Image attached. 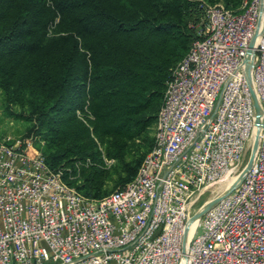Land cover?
<instances>
[{"label":"built area","instance_id":"2783aa9c","mask_svg":"<svg viewBox=\"0 0 264 264\" xmlns=\"http://www.w3.org/2000/svg\"><path fill=\"white\" fill-rule=\"evenodd\" d=\"M195 29L123 186L86 196L0 138V264H264V0L202 3Z\"/></svg>","mask_w":264,"mask_h":264},{"label":"trees","instance_id":"16d2710c","mask_svg":"<svg viewBox=\"0 0 264 264\" xmlns=\"http://www.w3.org/2000/svg\"><path fill=\"white\" fill-rule=\"evenodd\" d=\"M214 2L0 0V91L27 103L37 148L65 182L99 198L130 180L139 158L126 159L128 143L154 121L202 3ZM93 138L116 166L104 165ZM118 167L127 175L107 188Z\"/></svg>","mask_w":264,"mask_h":264},{"label":"rangeland","instance_id":"374dc122","mask_svg":"<svg viewBox=\"0 0 264 264\" xmlns=\"http://www.w3.org/2000/svg\"><path fill=\"white\" fill-rule=\"evenodd\" d=\"M215 2L223 4L221 0H215ZM31 124L32 119L28 114L27 103H19L14 101L7 102L3 93L0 91V138H7L8 142H13L16 139L23 140L25 138H30L32 148H37V144H39L40 146L43 144L41 140L42 137L40 134L35 133L33 128H31ZM152 125L153 120L145 127L144 132L142 131L139 136L133 139V144H131V142L128 143L127 148L130 147V149L128 150L126 159L139 158L137 167L151 141ZM93 141L96 143V147L100 151V154H102L104 165L108 168H110V166H116L117 161L114 158H107L103 156V143L100 142L97 138H93ZM118 173H120L121 177L127 175L121 170L120 167H118L112 172L109 177L110 179L107 180V188L115 186L116 183L113 182L114 180L119 181L117 177ZM219 183L220 182L215 183L213 186L215 187L222 184ZM204 198L205 194H201L199 197V202H201Z\"/></svg>","mask_w":264,"mask_h":264},{"label":"bare ground","instance_id":"6f19581e","mask_svg":"<svg viewBox=\"0 0 264 264\" xmlns=\"http://www.w3.org/2000/svg\"><path fill=\"white\" fill-rule=\"evenodd\" d=\"M240 174H241V170L238 173H236L235 175H233V176H228L226 179H224L223 181L220 182L222 184H220L218 186H215V189H226V188H228V186L231 184V182L234 179H236ZM194 223H195V221H192V222L189 223V229H188V234L187 235L190 234ZM181 264H183V262H181Z\"/></svg>","mask_w":264,"mask_h":264},{"label":"water","instance_id":"95a60500","mask_svg":"<svg viewBox=\"0 0 264 264\" xmlns=\"http://www.w3.org/2000/svg\"><path fill=\"white\" fill-rule=\"evenodd\" d=\"M251 43H252V38H251V40H250V43H249V46H251ZM250 94H251V97H252V99H253V104H254V107H255V111H256V116L258 115V112H259V110H258V105H257V103H256V100H255V97H254V95H253V92L250 90ZM248 165H249V161H248V163H247V166H246V168L248 167ZM245 169V168H244ZM217 198H213L212 200H210L209 202H207L206 204H204V206L201 208V210L200 211H198L196 214H195V216L196 215H198V214H200L203 210H205L207 207H209L215 200H216Z\"/></svg>","mask_w":264,"mask_h":264}]
</instances>
